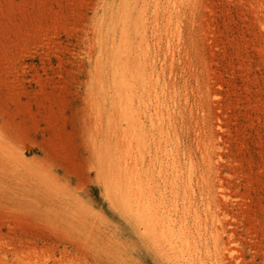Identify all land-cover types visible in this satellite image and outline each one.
I'll list each match as a JSON object with an SVG mask.
<instances>
[{"label": "rangeland", "instance_id": "1", "mask_svg": "<svg viewBox=\"0 0 264 264\" xmlns=\"http://www.w3.org/2000/svg\"><path fill=\"white\" fill-rule=\"evenodd\" d=\"M98 1L0 0V264H185L109 173L125 156L124 122L109 91L92 94ZM195 2L170 86L186 81L200 109L176 121L200 213L210 198L217 220L209 264H264V0ZM193 115L213 144L207 184ZM155 182L172 211L171 182Z\"/></svg>", "mask_w": 264, "mask_h": 264}, {"label": "bare ground", "instance_id": "2", "mask_svg": "<svg viewBox=\"0 0 264 264\" xmlns=\"http://www.w3.org/2000/svg\"><path fill=\"white\" fill-rule=\"evenodd\" d=\"M196 8L195 0H99L92 21L91 86L93 95L109 91L122 116L119 145L125 156L109 173L126 181L131 211L144 231L183 263L209 264L219 243L217 220L210 198L202 204L205 214L200 213L197 168L192 156L181 152L176 121L186 109L191 114L200 109L190 104L186 81L184 87L170 86L176 65L189 56L186 25L193 24ZM193 116L204 165L200 179L207 184L213 144L204 133L205 120ZM156 178L171 182L172 211L158 193Z\"/></svg>", "mask_w": 264, "mask_h": 264}]
</instances>
